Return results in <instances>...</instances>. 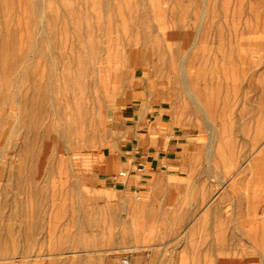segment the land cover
<instances>
[{
	"label": "rangeland",
	"instance_id": "1",
	"mask_svg": "<svg viewBox=\"0 0 264 264\" xmlns=\"http://www.w3.org/2000/svg\"><path fill=\"white\" fill-rule=\"evenodd\" d=\"M125 90L245 133L215 220L184 231L214 222L192 264H264V0H0V264L143 261L154 194L85 172L127 143Z\"/></svg>",
	"mask_w": 264,
	"mask_h": 264
},
{
	"label": "crops",
	"instance_id": "2",
	"mask_svg": "<svg viewBox=\"0 0 264 264\" xmlns=\"http://www.w3.org/2000/svg\"><path fill=\"white\" fill-rule=\"evenodd\" d=\"M127 96L128 102L116 105V98L125 100ZM112 108L127 127L123 135L127 143L100 149L85 172L104 191L129 195L149 188L154 194L147 197L151 205L144 231L148 254L135 264H186L190 260L192 264L199 257L198 237L215 234L210 227L214 222L210 223L215 220L217 205L224 203L215 195L216 181L223 179L218 174L220 165L225 164L231 148L246 145L245 133L226 125L215 130L211 122L201 128L194 112L178 111L172 101L153 98L147 92L125 90L114 98ZM152 185L159 187L154 190ZM253 203L247 198L248 206ZM204 219L210 222L209 228L200 229L192 222L184 231L185 220ZM184 234L196 239L185 243ZM186 252L191 256H183ZM89 263L93 261H75Z\"/></svg>",
	"mask_w": 264,
	"mask_h": 264
},
{
	"label": "built area",
	"instance_id": "3",
	"mask_svg": "<svg viewBox=\"0 0 264 264\" xmlns=\"http://www.w3.org/2000/svg\"><path fill=\"white\" fill-rule=\"evenodd\" d=\"M131 253L125 254L122 258L119 260V264H131Z\"/></svg>",
	"mask_w": 264,
	"mask_h": 264
},
{
	"label": "bare ground",
	"instance_id": "4",
	"mask_svg": "<svg viewBox=\"0 0 264 264\" xmlns=\"http://www.w3.org/2000/svg\"><path fill=\"white\" fill-rule=\"evenodd\" d=\"M41 19H42V17H41ZM43 20V19H42ZM18 117V116H17ZM256 170V169H255Z\"/></svg>",
	"mask_w": 264,
	"mask_h": 264
}]
</instances>
